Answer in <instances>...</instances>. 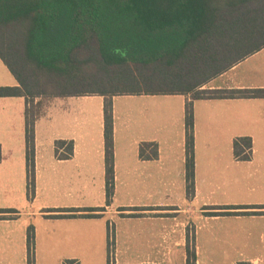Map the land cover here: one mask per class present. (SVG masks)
Wrapping results in <instances>:
<instances>
[{
    "label": "crops",
    "instance_id": "crops-1",
    "mask_svg": "<svg viewBox=\"0 0 264 264\" xmlns=\"http://www.w3.org/2000/svg\"><path fill=\"white\" fill-rule=\"evenodd\" d=\"M240 64L219 77H226ZM215 79L204 87L264 88V70L245 72L243 80L248 83L222 86L215 85ZM1 86L20 83L0 57ZM123 96H174L182 100V114L141 111L123 118L113 105L115 193L110 202L103 96L43 97V111L35 114L33 159L32 154L28 157L26 143V98L0 97V210L11 211L0 213V264H28L30 225L35 229V264H65L69 259L77 264H110L102 246L113 236L129 253L132 249L114 264H186L188 230L195 232L196 242L201 222L220 217L207 216L205 212L211 209L206 208L264 206V98L194 102L195 193L190 197L185 125L190 96L120 95L113 103ZM238 137L252 138L247 160L234 155L233 142ZM143 142L158 144L157 158L140 156ZM213 159L220 171L212 167ZM216 181L230 192L222 204L213 199L211 187ZM89 208L102 210L86 211ZM238 211L262 212L237 215V220L247 222L235 230L241 262L264 264V208ZM115 221L122 226L117 223L116 228ZM108 222L114 225L111 236ZM139 239L148 252L144 260L133 254ZM197 264H202L198 253Z\"/></svg>",
    "mask_w": 264,
    "mask_h": 264
},
{
    "label": "trees",
    "instance_id": "trees-1",
    "mask_svg": "<svg viewBox=\"0 0 264 264\" xmlns=\"http://www.w3.org/2000/svg\"><path fill=\"white\" fill-rule=\"evenodd\" d=\"M263 48L264 0H0V57L20 83L1 86L0 97L26 98V143L28 157L32 154L33 159L36 99L103 96L106 191L110 202L115 193L113 98L189 95L185 110L186 181L188 195L193 197L194 102L264 98V88H204ZM252 147L251 137H238L233 142L234 155L247 160ZM158 155L157 143L140 145L142 158ZM250 208L264 206H212L206 208L212 211L205 213L262 214L238 211ZM98 210L102 209H86ZM108 229L113 235L114 225L110 222ZM111 244L110 240V251ZM27 245L28 264H35L33 225L27 230ZM186 264H197L195 232L190 230Z\"/></svg>",
    "mask_w": 264,
    "mask_h": 264
},
{
    "label": "rangeland",
    "instance_id": "rangeland-1",
    "mask_svg": "<svg viewBox=\"0 0 264 264\" xmlns=\"http://www.w3.org/2000/svg\"><path fill=\"white\" fill-rule=\"evenodd\" d=\"M260 71L264 70V49L258 52L255 55L249 56L246 60H243L237 68L230 72L229 75L223 78H216L214 83L215 85L226 86L228 83L243 82L248 83L243 80V74L245 72L251 71ZM257 81V80H254ZM251 82V81H249ZM205 88V87H204ZM43 98H38L35 101L33 112L40 114L43 111ZM115 112L120 114L121 117H125L124 114H140L141 111L147 112V114H160L161 112L173 113V114H182V100L174 96H158V97H119L115 102ZM96 105V102H94ZM95 107V106H94ZM121 130V128H120ZM212 167L218 168L217 171H220L221 168L217 164V159H213ZM213 191V199L218 203L222 204L225 201H228L229 189L228 186H223L220 182L216 181L211 187ZM234 197V196H233ZM212 211V210H211ZM208 216V215H207ZM109 220V219H108ZM247 222V220H237L236 215H225L220 216L219 218L207 219L206 221L201 222V229L197 234V240L195 242L196 251L198 253V260L202 264H238L241 262V250L237 244L236 236V225ZM264 222V221H262ZM109 223V222H108ZM116 223V221H115ZM119 226H122L123 223L117 222ZM116 223V228H117ZM200 223V222H199ZM118 226V227H119ZM199 226V225H198ZM113 229V228H111ZM115 233V231H114ZM122 233V232H121ZM141 234V232H139ZM199 237V238H198ZM140 240H137V247L135 248L133 254L136 255L138 260H144L148 252H145V249L140 244ZM113 238L111 239V251L109 250V240L106 238L105 244H103V254L106 258H110L109 253L111 254L112 260L119 259V256L122 257V253L128 254V250L121 244H116ZM117 242V241H116ZM121 250V252H120ZM132 249L130 250V253ZM129 253V254H130ZM35 256H36V247H35ZM65 264H77L71 259L67 260ZM175 264H179L176 262Z\"/></svg>",
    "mask_w": 264,
    "mask_h": 264
},
{
    "label": "built area",
    "instance_id": "built-area-1",
    "mask_svg": "<svg viewBox=\"0 0 264 264\" xmlns=\"http://www.w3.org/2000/svg\"><path fill=\"white\" fill-rule=\"evenodd\" d=\"M110 261H111L110 264H114V262H113V260H112V257L110 258Z\"/></svg>",
    "mask_w": 264,
    "mask_h": 264
}]
</instances>
